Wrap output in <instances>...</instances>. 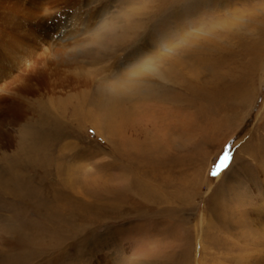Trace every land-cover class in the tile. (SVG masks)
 <instances>
[{"label": "rangeland", "instance_id": "obj_1", "mask_svg": "<svg viewBox=\"0 0 264 264\" xmlns=\"http://www.w3.org/2000/svg\"><path fill=\"white\" fill-rule=\"evenodd\" d=\"M88 1L0 0V96L79 39L74 70L105 84L91 101L119 75L141 122L96 125L76 97L59 126L0 125V264H264V0Z\"/></svg>", "mask_w": 264, "mask_h": 264}, {"label": "bare ground", "instance_id": "obj_2", "mask_svg": "<svg viewBox=\"0 0 264 264\" xmlns=\"http://www.w3.org/2000/svg\"><path fill=\"white\" fill-rule=\"evenodd\" d=\"M72 1H74V0H70V2H72ZM89 1H91V0H89ZM80 3H81V0H78L79 6H80ZM86 8H88V10L91 12V14L90 15H82L84 19L81 18V16H80L81 32H84V33H86L87 30H90L91 21L94 18V14H97V17H99V10L96 9V13H95V10L87 4H86ZM71 9H73V11H75V12L77 11L75 9L74 5L71 6ZM22 16H23V18L21 17V15L19 13L14 14L13 12H11V13H8L3 18L2 17L1 18L4 19V23H7L8 25H11V26H15L16 30L20 29V27H24L27 23L28 24L37 23L36 18L35 19H28L26 16H24V15H22ZM76 21H77V19H76ZM73 23H75V22H73ZM123 27H125V26H123ZM113 28L115 29V27H113ZM114 29H113V31L110 30V32L111 31L114 32ZM124 32L125 31H123V33ZM105 35L107 37H105ZM116 35L121 36L122 34H116ZM93 37L94 38H92V39L94 40V43L96 45H99V44H103L105 41H107L106 39H108L110 37V34H109V32L96 33ZM112 37H114V35ZM110 39H113V38H110ZM89 40H91V39L88 38V41ZM127 42H129V41H127ZM83 43L84 42L80 41L79 39H75V42L70 44V45H64L63 44V45H61L62 47L58 46V47L53 48L54 50H53V52H51L52 54L51 55L49 54L53 58V60L51 59L52 68H51V70L49 69L51 72L50 78H48L47 74L44 73V71H45L44 67L45 66L48 67L47 64L45 63V65L43 66V65H39V63L35 62V63L27 65L26 73L21 75V76H23L22 78H20L21 76L18 77V78H20L19 83L7 84L6 85L8 87L7 89L13 88V90L12 91L7 90L8 94H3V96H0V125H2L5 120H12L11 121V123H12V122L17 121L16 119L18 118V116L23 118V116H25L26 114H30V115L35 114V116H37L36 121L38 124H41V125L42 124L43 125L52 124L55 126H59L58 125L59 124V118H58V116H54V114L62 113L63 109L65 110V108L69 105V101H71V99H75L76 97L78 98V102H77V105L75 106V110H74L75 112H72V113L76 114V115H80L81 113H86L87 119L92 120L93 122H95L96 125L101 126V124H102V126H106V128H107V126H117V127L118 126H126V125L130 126V125H135L136 122L140 123L142 116H139V114H137L138 113L137 111L139 109V107L137 106V102L135 103L134 100H132V101L128 100L127 102H124L123 100H121V97L123 95H125V91L130 90L128 85L125 84V82H127L126 78L119 77V75H118L114 81H110L109 83H107L106 93H105V91L101 92L100 95H97V99H94V101H91L92 95H93L91 89L93 90V88H94L95 90L100 91L101 89H103L105 87V84L98 82V85H94V83H95L94 78H92L90 75H88L86 73H84V74L79 73L78 74L74 70L75 67L80 65V59L83 57V55H82L83 53L80 50V46ZM59 45H60V43H59ZM117 48H120V46H118ZM80 53H81V56H80ZM88 58H89V56H88ZM46 61H47V59H46ZM47 73L49 74V72H47ZM136 73L141 74V71H136ZM94 75H96V74H93L92 76H94ZM159 76L165 77L166 75L164 76V74L162 75V72H159L158 77ZM152 85L153 86L148 87L147 93H144V92L142 93L143 96L148 95V98H154L155 95L158 94L157 93L158 91H156L153 88L155 86H158V84L153 83ZM96 94H98V93H96ZM29 97L35 98V99H33L32 103L29 102V100H28ZM137 97H140V96L137 95ZM68 98H71V99L69 100ZM145 98H147V97H145ZM75 101H77V100H74V103H75ZM72 106H73V104H72ZM86 107H87V111L85 109ZM53 109H55V110H53ZM89 109H91V110H89ZM130 110H132V111H130ZM32 122H33V120H32ZM32 125H33V123H32ZM1 127L2 126H0V145L1 144H7L9 142L10 138L13 137V136H11L10 130L9 131H7L8 129L4 130ZM25 127H27V126L25 125ZM33 129L32 128L27 129L26 134L24 135L26 141H30V144H31L29 149L24 150V153H26L28 155L30 153V150L32 151L33 148L36 149L35 151L38 150V151L42 152L41 149L43 147H41V146H44V143H45L44 141H42L44 139L43 136H38L36 134V132H34L35 129L34 130ZM19 132H21V131H19ZM156 139H157V137H156ZM41 154H43V152ZM104 181H106V180H104ZM99 186H100V184H99ZM66 210H68V211L74 210L75 211V210H77V207L71 208V206H70V208H69V206H67ZM71 214H72V212H71ZM27 250H28V248H27ZM27 258H28V256H27ZM28 259H30V258H28Z\"/></svg>", "mask_w": 264, "mask_h": 264}, {"label": "snow or ice", "instance_id": "obj_3", "mask_svg": "<svg viewBox=\"0 0 264 264\" xmlns=\"http://www.w3.org/2000/svg\"><path fill=\"white\" fill-rule=\"evenodd\" d=\"M228 159V157L227 156H225L224 157V160L226 161ZM216 173L215 172H213V175H215Z\"/></svg>", "mask_w": 264, "mask_h": 264}]
</instances>
